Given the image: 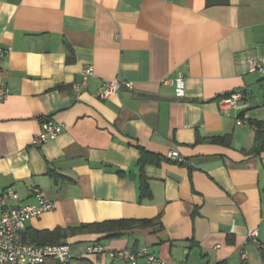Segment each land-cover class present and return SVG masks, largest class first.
I'll list each match as a JSON object with an SVG mask.
<instances>
[{"label":"crops","instance_id":"obj_1","mask_svg":"<svg viewBox=\"0 0 264 264\" xmlns=\"http://www.w3.org/2000/svg\"><path fill=\"white\" fill-rule=\"evenodd\" d=\"M0 47L10 48L0 58L9 88L0 192L18 194L8 207L34 203V188L56 202L23 233L138 221L67 232L63 242L76 254L100 243L187 264H264V149L250 124L264 120V75L246 72L243 60L264 56V0H0ZM89 65L93 74L73 91ZM178 74L180 97L161 83ZM113 78L131 87L99 98ZM232 91L245 106L223 112L218 98ZM44 120L62 131L32 145ZM174 148L183 162L168 157ZM249 229L259 246L245 241Z\"/></svg>","mask_w":264,"mask_h":264},{"label":"built area","instance_id":"obj_2","mask_svg":"<svg viewBox=\"0 0 264 264\" xmlns=\"http://www.w3.org/2000/svg\"><path fill=\"white\" fill-rule=\"evenodd\" d=\"M10 48L0 47V58L9 54ZM244 69L246 72L259 73L264 75V56L253 57L245 55ZM93 74V67L86 66L81 73L79 81L74 82L71 86L75 92L80 91L87 83L89 76ZM163 84H169L173 87L176 96L184 95V78L178 74L174 78H164ZM122 86L131 87L129 81L113 78L104 82L98 89L97 96L105 99L116 93ZM9 92L7 84L3 80L0 71V101L5 99ZM219 108L226 112L229 108L240 109L245 106V99L242 91H232L223 93L218 98ZM242 123L241 119H237ZM62 131L61 123L51 120H44L41 123V130L35 134L30 143L40 145L50 139L56 138ZM168 157L175 162H183L184 157L178 149H170ZM34 203L17 204L8 207L9 199H18V194L8 188L0 192V264H44L48 260H55L60 263H68L73 257H82L85 255L107 254L110 258L121 260L124 264H138L143 261L145 264H187L183 261L166 260L159 255L148 251L147 249H119L106 250L100 243H91L86 246L84 252L73 253L68 242L58 244H30L23 241V231L27 220L33 217H39L42 213L55 209L56 202L49 199L43 191L34 188ZM257 229H249L245 236V241H250L257 245ZM259 246V245H257ZM259 248V247H258ZM242 258H246V253L242 252Z\"/></svg>","mask_w":264,"mask_h":264},{"label":"trees","instance_id":"obj_3","mask_svg":"<svg viewBox=\"0 0 264 264\" xmlns=\"http://www.w3.org/2000/svg\"><path fill=\"white\" fill-rule=\"evenodd\" d=\"M250 124L254 127L255 130L254 141L256 143V150L264 149V120H251ZM211 139L214 141L223 142L224 137L213 136L211 137ZM141 189L143 192L148 190L144 183L141 185ZM148 222L149 221H144L142 224H146ZM133 223H140V222L138 221L133 222L128 220H116V221H106L101 223L79 224L77 226H70L65 228L56 227L52 230H35V231H30L27 234L23 233V241L30 244H58L63 242L67 232L70 234L83 233V232H98V231L117 232V230H120L126 226H130ZM44 264H93V263L84 256L82 257L75 256L68 263H60L55 260H48Z\"/></svg>","mask_w":264,"mask_h":264}]
</instances>
